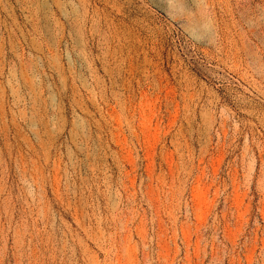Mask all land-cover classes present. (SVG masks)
Here are the masks:
<instances>
[{
	"label": "rangeland",
	"instance_id": "1",
	"mask_svg": "<svg viewBox=\"0 0 264 264\" xmlns=\"http://www.w3.org/2000/svg\"><path fill=\"white\" fill-rule=\"evenodd\" d=\"M0 264H264V0H0Z\"/></svg>",
	"mask_w": 264,
	"mask_h": 264
}]
</instances>
